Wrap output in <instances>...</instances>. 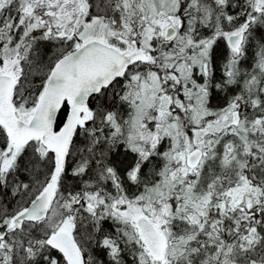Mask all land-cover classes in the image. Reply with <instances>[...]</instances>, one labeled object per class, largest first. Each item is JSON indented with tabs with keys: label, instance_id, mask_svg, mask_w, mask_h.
<instances>
[{
	"label": "snow or ice",
	"instance_id": "1",
	"mask_svg": "<svg viewBox=\"0 0 264 264\" xmlns=\"http://www.w3.org/2000/svg\"><path fill=\"white\" fill-rule=\"evenodd\" d=\"M0 264H264V0H0Z\"/></svg>",
	"mask_w": 264,
	"mask_h": 264
}]
</instances>
